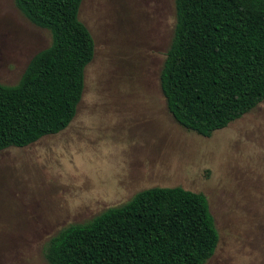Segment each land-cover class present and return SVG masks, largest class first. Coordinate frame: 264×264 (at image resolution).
<instances>
[{
	"label": "rangeland",
	"instance_id": "obj_1",
	"mask_svg": "<svg viewBox=\"0 0 264 264\" xmlns=\"http://www.w3.org/2000/svg\"><path fill=\"white\" fill-rule=\"evenodd\" d=\"M96 54L71 125L0 153V264H48L46 247L156 187L204 194L220 242L207 264H264V102L205 138L178 124L161 88L175 0H84ZM51 34L0 0V83H19Z\"/></svg>",
	"mask_w": 264,
	"mask_h": 264
},
{
	"label": "trees",
	"instance_id": "obj_2",
	"mask_svg": "<svg viewBox=\"0 0 264 264\" xmlns=\"http://www.w3.org/2000/svg\"><path fill=\"white\" fill-rule=\"evenodd\" d=\"M52 36L19 83H0V153L57 135L74 121L96 43L84 0H14ZM161 88L179 125L205 138L264 102V0H175ZM220 242L208 198L150 188L49 241L48 264H207Z\"/></svg>",
	"mask_w": 264,
	"mask_h": 264
},
{
	"label": "crops",
	"instance_id": "obj_3",
	"mask_svg": "<svg viewBox=\"0 0 264 264\" xmlns=\"http://www.w3.org/2000/svg\"><path fill=\"white\" fill-rule=\"evenodd\" d=\"M78 112V111H77ZM77 115V114H76ZM75 120V119H74Z\"/></svg>",
	"mask_w": 264,
	"mask_h": 264
},
{
	"label": "water",
	"instance_id": "obj_4",
	"mask_svg": "<svg viewBox=\"0 0 264 264\" xmlns=\"http://www.w3.org/2000/svg\"><path fill=\"white\" fill-rule=\"evenodd\" d=\"M78 111V110H77Z\"/></svg>",
	"mask_w": 264,
	"mask_h": 264
}]
</instances>
